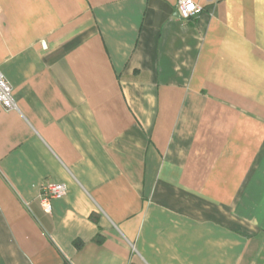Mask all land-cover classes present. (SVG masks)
Here are the masks:
<instances>
[{"label":"crops","instance_id":"1","mask_svg":"<svg viewBox=\"0 0 264 264\" xmlns=\"http://www.w3.org/2000/svg\"><path fill=\"white\" fill-rule=\"evenodd\" d=\"M196 1L0 0V264H264V0Z\"/></svg>","mask_w":264,"mask_h":264},{"label":"built area","instance_id":"2","mask_svg":"<svg viewBox=\"0 0 264 264\" xmlns=\"http://www.w3.org/2000/svg\"><path fill=\"white\" fill-rule=\"evenodd\" d=\"M202 8L196 0H177V14L183 21L196 17L200 14ZM0 104L7 111L18 110L13 88L2 71H0ZM67 190V186L62 183L44 184L40 193V202L43 209L46 212H51L53 200L65 196Z\"/></svg>","mask_w":264,"mask_h":264},{"label":"trees","instance_id":"3","mask_svg":"<svg viewBox=\"0 0 264 264\" xmlns=\"http://www.w3.org/2000/svg\"><path fill=\"white\" fill-rule=\"evenodd\" d=\"M98 240L100 241V238Z\"/></svg>","mask_w":264,"mask_h":264}]
</instances>
